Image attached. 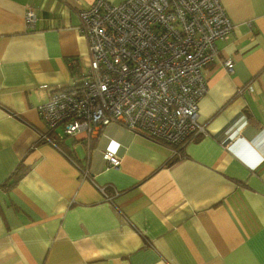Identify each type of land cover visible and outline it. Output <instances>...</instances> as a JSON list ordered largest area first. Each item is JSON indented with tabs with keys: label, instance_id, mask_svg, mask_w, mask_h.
Here are the masks:
<instances>
[{
	"label": "crops",
	"instance_id": "crops-1",
	"mask_svg": "<svg viewBox=\"0 0 264 264\" xmlns=\"http://www.w3.org/2000/svg\"><path fill=\"white\" fill-rule=\"evenodd\" d=\"M95 1L0 0V264H264V0H220L234 29L202 70L206 130L181 143L41 117L89 73Z\"/></svg>",
	"mask_w": 264,
	"mask_h": 264
},
{
	"label": "built area",
	"instance_id": "built-area-1",
	"mask_svg": "<svg viewBox=\"0 0 264 264\" xmlns=\"http://www.w3.org/2000/svg\"><path fill=\"white\" fill-rule=\"evenodd\" d=\"M78 15L90 70L40 106L49 127L91 138L117 124L180 143L205 132L198 111L207 91L202 70L216 55V41L234 29L220 0H96ZM25 19L33 27L36 11L28 8ZM224 65L233 71V60ZM103 155L119 167L116 151Z\"/></svg>",
	"mask_w": 264,
	"mask_h": 264
},
{
	"label": "trees",
	"instance_id": "trees-1",
	"mask_svg": "<svg viewBox=\"0 0 264 264\" xmlns=\"http://www.w3.org/2000/svg\"><path fill=\"white\" fill-rule=\"evenodd\" d=\"M172 162H173V161H172ZM21 171H22V169H21V168H18V169H16V170L14 171L13 175H14V176H19L20 173H21Z\"/></svg>",
	"mask_w": 264,
	"mask_h": 264
},
{
	"label": "bare ground",
	"instance_id": "bare-ground-1",
	"mask_svg": "<svg viewBox=\"0 0 264 264\" xmlns=\"http://www.w3.org/2000/svg\"><path fill=\"white\" fill-rule=\"evenodd\" d=\"M104 129V128H103ZM103 129H102V131H103Z\"/></svg>",
	"mask_w": 264,
	"mask_h": 264
}]
</instances>
